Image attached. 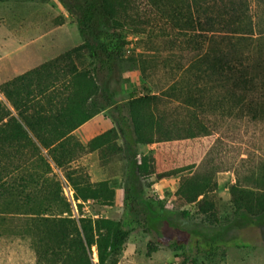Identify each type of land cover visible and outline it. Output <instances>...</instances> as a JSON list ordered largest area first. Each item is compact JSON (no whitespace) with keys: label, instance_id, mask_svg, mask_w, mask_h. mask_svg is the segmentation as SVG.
I'll return each instance as SVG.
<instances>
[{"label":"trees","instance_id":"1","mask_svg":"<svg viewBox=\"0 0 264 264\" xmlns=\"http://www.w3.org/2000/svg\"><path fill=\"white\" fill-rule=\"evenodd\" d=\"M57 1L77 24L82 44L74 52L92 68L73 67L59 90L51 83L52 63L0 88V239L25 245L34 264H93V248L96 264H108L128 231L119 221L72 217L52 173L67 170L76 201L111 203L106 182L87 181L80 168L68 173L83 157L100 169H122L132 209L136 183L150 187L179 178L178 206L196 204L197 213L217 225L263 218V158L246 155L240 160L245 173L233 171L230 218L217 217L212 195L217 175L231 171L224 149L240 143L241 126L262 130L264 0ZM154 23L171 32L157 45L164 54L147 70L137 58L124 59L125 37L143 35ZM134 76L143 80V94L117 102L111 84ZM105 111L113 127L80 143L74 132ZM212 245L202 254L217 253Z\"/></svg>","mask_w":264,"mask_h":264},{"label":"rangeland","instance_id":"2","mask_svg":"<svg viewBox=\"0 0 264 264\" xmlns=\"http://www.w3.org/2000/svg\"><path fill=\"white\" fill-rule=\"evenodd\" d=\"M150 27L143 35L136 37L129 33L125 37L130 44L125 48L124 59L137 58L141 68L147 70L155 66L160 55L164 54L160 53L157 45L161 40H167L168 32H171L167 26L158 23ZM81 44L75 19L57 0H0V88L21 75L52 63L55 81L51 80V83L59 90L73 67L85 71L92 68L91 61L83 55L79 58V53L74 52ZM126 65L121 71L127 70ZM142 84L141 77L134 76L122 86L112 83L111 89L115 92V100L122 102L129 94H143ZM0 100L5 102L2 95ZM261 123L262 130L260 128L259 131L241 126L238 138L241 141H237L240 143H235L232 149H224L226 166L231 171L217 175V189L212 195L219 218L231 216L228 190L235 183L233 171L241 175L246 171V164L240 160L247 158L246 155L252 160L264 159V147L258 146L262 142L264 144V120ZM112 125L110 113L105 111L81 126L74 135L80 143L86 144L110 130ZM147 150L140 149L143 153ZM91 160L83 157L72 163L68 166L71 168L68 173L80 168L86 172L87 181L94 184L106 182L113 192V200L109 204L76 201L65 178L67 170L53 169L52 173L61 184L62 195L71 205L72 217L81 215L90 219L119 221L128 231L125 242L108 264H190V260L197 264H264V217L243 216L231 226L217 225L213 219L197 213L196 204L178 206L175 193L179 178L165 179L150 187L136 183L133 195L137 204L132 209L125 202L122 169L118 166L108 171L100 169ZM77 204L81 207L78 208ZM182 211L188 212L189 216L182 217ZM5 242L0 239V264H34L25 245L18 241ZM170 244L185 246L172 248ZM207 245L218 247V252L211 256L202 254L209 248ZM197 248H200V254ZM91 258L96 264L94 248Z\"/></svg>","mask_w":264,"mask_h":264},{"label":"crops","instance_id":"3","mask_svg":"<svg viewBox=\"0 0 264 264\" xmlns=\"http://www.w3.org/2000/svg\"><path fill=\"white\" fill-rule=\"evenodd\" d=\"M83 126H84V125H83ZM112 127H113V125H112ZM110 129H111V128H110ZM77 130H78V129H77ZM77 130H76V131H77ZM74 133H75V132H74Z\"/></svg>","mask_w":264,"mask_h":264}]
</instances>
